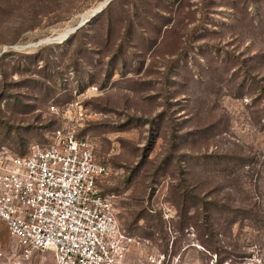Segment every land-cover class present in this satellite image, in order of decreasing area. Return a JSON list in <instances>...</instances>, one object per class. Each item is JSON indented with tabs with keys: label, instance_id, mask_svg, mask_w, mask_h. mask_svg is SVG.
Segmentation results:
<instances>
[{
	"label": "rangeland",
	"instance_id": "rangeland-1",
	"mask_svg": "<svg viewBox=\"0 0 264 264\" xmlns=\"http://www.w3.org/2000/svg\"><path fill=\"white\" fill-rule=\"evenodd\" d=\"M104 1L0 0V152L88 139L134 223L124 264H264V0H116L72 50L33 46ZM218 203L250 219L225 231ZM17 248L0 224V264H54Z\"/></svg>",
	"mask_w": 264,
	"mask_h": 264
},
{
	"label": "built area",
	"instance_id": "built-area-1",
	"mask_svg": "<svg viewBox=\"0 0 264 264\" xmlns=\"http://www.w3.org/2000/svg\"><path fill=\"white\" fill-rule=\"evenodd\" d=\"M108 173L74 130H55L24 157L0 154V224L25 258L52 252L55 264H124L137 241L120 223L117 196L100 186Z\"/></svg>",
	"mask_w": 264,
	"mask_h": 264
},
{
	"label": "trees",
	"instance_id": "trees-1",
	"mask_svg": "<svg viewBox=\"0 0 264 264\" xmlns=\"http://www.w3.org/2000/svg\"><path fill=\"white\" fill-rule=\"evenodd\" d=\"M116 1V0H114ZM111 2L110 5L104 9V11L100 14H98L96 17H94L90 23H87L85 26H83L81 29H79L75 34H72L66 41H64V43L62 45H58L56 47H66L68 48L69 50H72L73 47L76 45V41H78L80 38H82L83 36V33H85L86 31H88L89 27H92V24L94 23V21L96 22V20H98L100 18V16H102V14H106L107 12L110 13V6L114 3ZM127 19V18H126ZM77 26V25H76ZM91 35V34H90ZM108 36V35H107ZM109 37V36H108ZM45 49H51V47H45L43 48L42 50H45ZM88 51H91V50H88ZM80 54V50H75V55H79ZM50 63V62H49ZM49 63H47L46 66L50 65ZM76 65H72L71 67H75ZM57 130V129H55ZM53 130L52 132H50V136L51 134L55 131ZM50 136H48V140H46L43 144H37L36 146H40V147H45L46 145L49 144L50 142ZM80 138H84V137H80ZM32 150V149H31ZM31 150L28 152V153H25V154H16V153H12V152H9V151H3V152H0V154H10L12 156H20V157H24V156H27ZM98 158V157H97ZM99 160V158H98ZM100 162H102L101 160H99ZM103 163V162H102ZM105 164V163H104ZM189 196L191 197L190 198V207L194 208V209H206V206H205V202L203 201L202 198L198 197V196H195V194H193V191L187 186V187H184L183 189V192H180L179 193V199H180V203L184 206V207H187L186 206V203L189 201ZM203 205V206H202ZM213 209L216 210V212L218 213V216H219V219H221L224 224L226 225H223L222 227L225 229V231H227L230 227H233L235 225V223L237 222V219L238 217H240L239 219H250V217H246V213L248 212L246 209H242V208H230L229 206L227 205H223V204H215V206L213 207ZM224 210V211H223ZM253 217V216H251ZM120 220V219H119ZM121 223V221H120ZM134 223H132L130 226H129V229H126L122 223V227L123 229L126 231V233L135 238L130 232L134 230V227L132 226ZM217 225H221V223L219 221H217ZM209 231H211V233H214L213 231V228L211 226H209ZM153 234H149V236H151ZM136 239V238H135ZM211 246V245H210ZM212 247V246H211ZM215 254L217 255V258L219 257L218 253L215 252ZM221 261V260H220ZM217 262H218V259H217ZM220 264H223V262H221Z\"/></svg>",
	"mask_w": 264,
	"mask_h": 264
},
{
	"label": "water",
	"instance_id": "water-1",
	"mask_svg": "<svg viewBox=\"0 0 264 264\" xmlns=\"http://www.w3.org/2000/svg\"><path fill=\"white\" fill-rule=\"evenodd\" d=\"M114 0H106L103 3H101L99 6H97L96 8L92 9L90 11V17L88 19H83L77 26L73 27V28H69L66 29L65 32L59 34L56 37L53 38H47L33 46H38L40 44H51V43H62L64 41H66L72 34H75L79 29H81L83 26H85L87 23H89L94 17H96L98 14L102 13L104 11L105 8H107L111 2H113ZM66 36L62 35L65 34Z\"/></svg>",
	"mask_w": 264,
	"mask_h": 264
},
{
	"label": "crops",
	"instance_id": "crops-1",
	"mask_svg": "<svg viewBox=\"0 0 264 264\" xmlns=\"http://www.w3.org/2000/svg\"><path fill=\"white\" fill-rule=\"evenodd\" d=\"M4 226V225H3ZM6 228V227H5ZM7 229V228H6ZM7 231H8V229H7ZM8 234H9V231H8ZM10 235V234H9ZM11 237V236H10ZM12 238V237H11ZM14 251H21L19 248H17V249H13ZM35 253H44V252H34L33 253V255L31 256V257H33L34 255H35ZM50 253H52V252H50ZM0 254H1V252H0ZM2 255V254H1ZM52 255H53V253H52ZM42 256H43V254H40L39 255V257L37 258V260H36V264H40V260H41V258H42ZM53 258H54V255H53ZM28 259H30V258H28ZM53 262H54V264H55V259L53 260ZM19 264H33V262L31 261V262H28V263H26V262H20Z\"/></svg>",
	"mask_w": 264,
	"mask_h": 264
},
{
	"label": "bare ground",
	"instance_id": "bare-ground-1",
	"mask_svg": "<svg viewBox=\"0 0 264 264\" xmlns=\"http://www.w3.org/2000/svg\"><path fill=\"white\" fill-rule=\"evenodd\" d=\"M66 36V35H65Z\"/></svg>",
	"mask_w": 264,
	"mask_h": 264
}]
</instances>
